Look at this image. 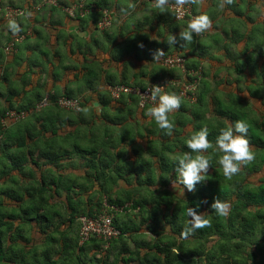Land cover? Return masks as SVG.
<instances>
[{
  "label": "trees",
  "instance_id": "trees-1",
  "mask_svg": "<svg viewBox=\"0 0 264 264\" xmlns=\"http://www.w3.org/2000/svg\"><path fill=\"white\" fill-rule=\"evenodd\" d=\"M89 7L91 9L85 3L84 9ZM167 10L175 18L168 7ZM99 14L104 17L101 11ZM193 37L194 40L199 38ZM177 54L187 59L186 54ZM0 56L3 58L2 53ZM187 67L199 70L195 62L187 64ZM194 79L188 80L193 82ZM197 83L196 100L182 99L181 107L169 116L175 125L171 136L159 129L155 121L151 123L152 129L148 134L156 139L149 140L146 152L151 157L146 161L135 166L120 164L123 161L121 153L115 154L114 162H119L116 166L89 160L87 167L90 172H102L101 180L104 182L100 184L106 196L102 195L93 204L95 209L91 212L88 211V202L76 197V188L87 189L91 185L82 186L73 179L65 181L49 170L43 172V164L36 160L45 159L46 163L60 168L61 160L72 154L102 155L91 140L86 151L81 147L69 150L67 145L78 146L80 139L59 134L64 126L84 124L81 111L85 103L81 101L80 109L73 111L60 107L59 99L50 96L28 102L26 106H18L11 100L3 103L0 99V264H264V177L258 184L250 180L251 175L264 169V116L260 117L247 106L242 107L237 100L226 101L216 96L214 91L212 95L202 73ZM140 88L144 89L143 86ZM172 89L178 93L176 88ZM46 98L48 104L40 107ZM130 101V110L140 109L138 97L130 96ZM109 102L110 99L104 105L108 106ZM211 107H214V115ZM129 109L127 113L132 114ZM6 119H12V122L7 124ZM126 120V117L120 118V122ZM236 120L249 125L247 139L254 159L242 165L241 171L229 179L224 177L217 163L222 153L214 150L215 138L220 129L227 128ZM190 124L192 133L181 137L183 128ZM201 127L208 129V139L212 142V148L205 152L210 166L205 180L197 183L193 191L184 188L187 196L179 198L169 189L178 175L176 159L186 152L191 153L186 140ZM48 132L53 133V138H48ZM71 136L74 138L69 142ZM145 164L148 173L141 177L140 170ZM38 171L42 174L39 175ZM114 171L137 173L138 188L112 196L108 189L116 183V177L107 172ZM144 190L147 192L143 193ZM64 191L67 192L66 199L61 202L57 198ZM105 200L109 205L123 209L120 212L123 222L114 217V225L121 231L120 237L111 240L106 248L105 243L96 238L81 244L79 218L103 212ZM216 200L229 203L227 216L214 213L211 205ZM188 207L204 215L209 223L182 237L181 231L191 219L186 215ZM33 222L45 235L41 245H30L36 241L31 236ZM66 223H70L69 229L61 230ZM166 225L171 228L169 232ZM144 226L152 235L151 240L140 238L143 236L139 231ZM77 227L79 231L76 233ZM130 243L134 244L133 248ZM91 250L94 254L88 256ZM143 250H146L144 254Z\"/></svg>",
  "mask_w": 264,
  "mask_h": 264
},
{
  "label": "crops",
  "instance_id": "crops-1",
  "mask_svg": "<svg viewBox=\"0 0 264 264\" xmlns=\"http://www.w3.org/2000/svg\"><path fill=\"white\" fill-rule=\"evenodd\" d=\"M190 1L196 15L209 16L211 27L204 36L197 40L193 37L185 45L179 33L188 21L175 20L168 10L161 13L154 7V0H87L94 10L91 11L90 7L82 12L76 9L75 17L67 14L62 7H74L78 0H59L60 7L46 6L40 11H33L32 8L39 6L42 0H3L5 5L31 12L15 20L20 27L15 35L8 30V20L0 16V53L3 54V58L0 56V99L3 103L11 100L18 106H26L28 102L40 101L47 96L58 99L71 96L85 103L81 111L84 124L64 126L59 134L80 139L78 146L68 144L69 150L81 147L86 151L91 140L103 156L95 157L87 152H83L84 155L72 154L61 160L60 168L46 163L45 159L36 160L43 164V172L49 170L65 181L73 179L79 185H91L87 189L76 188V197L88 202L90 212L95 209L93 204L103 195L100 183L104 182L101 171H89L87 163L90 159L99 164L109 162L116 166L119 162H114L115 154L121 153L123 161L120 164L135 166L151 157L146 151L149 140L153 138L148 132L154 120L144 115L151 106L144 110H130V96L113 100L109 96L110 86L145 88L165 78L186 82L196 70L187 67V64L195 62L211 87L212 95L215 93L226 101L237 100L242 107L247 106L260 117L264 116V75L260 74L261 71L264 73V0ZM100 11L104 17L105 12L110 14V27H99L98 23L104 19ZM168 34L176 37L177 42L172 47L164 41ZM17 35H23L24 40L7 55L5 47ZM157 50L164 54L154 61ZM178 52L187 56L185 71L165 69L160 60ZM174 92V89L167 88L164 93ZM109 99L108 106H105ZM128 109L132 114L127 113ZM213 109L211 107L214 115ZM125 117L128 120L120 122V118ZM10 122L12 119H6L7 124ZM192 131L191 124L185 126L181 137ZM47 135L53 138L52 132ZM73 136L69 142H72ZM30 167L37 170L32 164ZM147 173L148 166L145 164L140 175L144 177ZM38 174L42 172L38 171ZM107 174L116 177V183L108 189L112 196L138 188L137 173L114 171ZM169 189L179 198H185L188 193L174 182ZM66 195L64 191L56 198L64 202ZM122 216L120 212L114 215L123 222ZM69 226L70 223L63 224L61 230H67ZM32 227L31 236L36 241L30 245H41L45 235L36 223L33 222ZM170 229L166 225V231ZM78 231L79 227L76 233ZM139 235L143 236L140 238L152 239L145 226L140 229ZM129 245L134 247V244ZM145 252L143 250L142 254ZM93 254V250L88 252V256Z\"/></svg>",
  "mask_w": 264,
  "mask_h": 264
},
{
  "label": "clouds",
  "instance_id": "clouds-1",
  "mask_svg": "<svg viewBox=\"0 0 264 264\" xmlns=\"http://www.w3.org/2000/svg\"><path fill=\"white\" fill-rule=\"evenodd\" d=\"M87 2V0H86ZM189 0H175L177 8V19H179V10ZM49 3L42 1L39 6L33 7V11H38ZM169 0H154V7L159 9L161 13L167 10ZM61 5H57L60 7ZM65 8V7H62ZM31 11L26 10V13ZM8 30L15 35L20 31L19 25L14 20H9L7 23ZM211 27V20L208 15L200 14L192 17L187 26L180 31L179 37L181 40L190 43L193 40L194 34H201ZM169 47L176 44V37L168 34L164 40ZM164 53L157 50L154 53V61L160 59ZM150 99L155 101V106L148 107L144 115L155 121L159 129L164 130L166 135L171 136L175 125L170 121L169 116L181 107L182 96L176 93H162V88L152 87ZM249 125L243 120H236L227 128L220 129L219 134L215 138V149L222 155L217 158V163L220 166L224 177L231 179L241 171V166L248 164L254 159V154L250 150L247 134ZM208 129L201 127L198 131L186 140V146L191 150V153L186 152L183 156L176 159V171L178 173L174 184H182L188 191H193L195 185L205 180V174L208 172L210 160L205 155L206 150L212 148V142L208 139ZM214 213L217 216H227L230 210V205L227 202L216 200L212 205ZM186 215L191 218L181 231V236L186 237L197 229L204 228L209 221L204 215L198 214L193 208L188 207Z\"/></svg>",
  "mask_w": 264,
  "mask_h": 264
},
{
  "label": "built area",
  "instance_id": "built-area-1",
  "mask_svg": "<svg viewBox=\"0 0 264 264\" xmlns=\"http://www.w3.org/2000/svg\"><path fill=\"white\" fill-rule=\"evenodd\" d=\"M46 3L51 4L52 0L45 1ZM86 0H80L76 6L72 9L75 11L79 9L81 12L87 9L85 8ZM174 14L175 18L178 21H189L192 17L196 16L193 12V5L189 0L188 3L182 6L179 10V19H177V8L175 2L169 1V5L167 6ZM71 7H65L64 10L71 17L76 16V12L70 10ZM94 9V7H91ZM26 9L14 8L7 6L0 0V16H2L5 20H17L21 16H25ZM111 26V19L109 15L105 12L104 19L99 22V27L101 29H105ZM205 32L201 34H194L196 37L204 36ZM12 40L5 47L6 53H10L14 50L17 43L24 40V36H15L11 38ZM185 62L186 58L179 55H171L167 57H163L160 60L161 65L168 69L174 70L179 69L185 71ZM200 71L193 72V76L195 79L193 82L186 81L182 82L175 78H165L161 80H157L152 82L144 89L136 86H128V85H113L109 87V94L113 100H118L122 96H135L139 99V107L140 109H144L147 106H152L156 102L150 99L151 88L152 87H160L162 88V93L166 91L167 88H176L178 90V95L182 96V99H186L189 101L196 100V89H197V80L200 78ZM80 100L73 99L70 97H61L58 100V105L67 110H79L80 109ZM48 104V98L44 99L40 105V107ZM15 114H12L14 116ZM103 212L99 213L95 216H86L83 215L79 218V222L81 225L80 228V243L83 244L89 241L91 238H96L102 240L105 243V248L108 247L109 242L113 239H118L121 235V231L114 225V215L116 212H121L123 209L109 205L107 201H104Z\"/></svg>",
  "mask_w": 264,
  "mask_h": 264
},
{
  "label": "rangeland",
  "instance_id": "rangeland-1",
  "mask_svg": "<svg viewBox=\"0 0 264 264\" xmlns=\"http://www.w3.org/2000/svg\"><path fill=\"white\" fill-rule=\"evenodd\" d=\"M3 1V0H2ZM43 1V0H42ZM45 1H47V0H44V2ZM74 1H77V0H74ZM80 0H78V2H79ZM87 3V2H86ZM47 5H55V6H57V5H60V2H59V0H52V2H51V4H47ZM7 6H10V5H7ZM11 7V6H10ZM74 7H71V9L70 10H72ZM73 11V10H72ZM76 11V10H75ZM75 11H73V12H75ZM66 12V11H65ZM206 32V31H205ZM206 34V33H205ZM262 36V34L261 35H259V37H261ZM264 37L262 36V39H263ZM253 45V44H252ZM260 74H262V75H264V73H262V71L260 72ZM264 176V171H262V172H260L259 174H255V175H251L250 177L252 178V182L253 183H256V184H258L259 182H260V179H262V177Z\"/></svg>",
  "mask_w": 264,
  "mask_h": 264
}]
</instances>
